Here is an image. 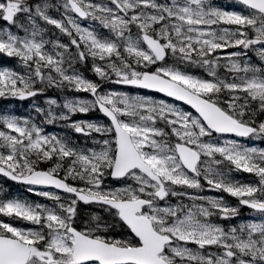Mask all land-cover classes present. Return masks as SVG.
<instances>
[{
	"label": "snow or ice",
	"instance_id": "6c2138e0",
	"mask_svg": "<svg viewBox=\"0 0 264 264\" xmlns=\"http://www.w3.org/2000/svg\"><path fill=\"white\" fill-rule=\"evenodd\" d=\"M237 2L247 15L214 7L210 0H109L108 4L63 0L64 15L56 19L47 14V3L0 0V21L9 26L0 30V53L17 58L27 70L24 74L0 70V96H36L43 91L35 88L37 83L67 87L94 98L66 101L69 114L98 108L110 120L109 125H70L81 135L109 136L96 141L97 151L45 135L27 119L0 116V173L68 194L62 202L52 192L28 189L55 201L54 207L0 200V214L38 226L23 228L0 220V264H264V222L225 231L209 218L218 214L231 219L237 209L223 198L187 191L203 190V179L208 190L226 192L264 214V149L245 147L234 139H212L214 133L264 138V120L255 119L256 113L264 114V70L241 66L235 59L241 53L225 51L259 45L264 57V0ZM21 15L30 25V30L23 28L24 36L11 31ZM37 17L65 34L69 44L44 40ZM88 19L97 21L111 38L79 23ZM48 43L52 51L46 50ZM169 55L178 63H167ZM89 59L102 62L92 67L101 80L164 93L185 102L197 115L164 100L99 91L100 85L74 67ZM221 60L227 63L221 65ZM183 64L204 68L212 79L183 71ZM219 67L231 77H218ZM57 119L68 116L57 117L49 108L47 122ZM45 162H52V167L41 169L39 164ZM225 162L255 174L259 183L228 181L220 170ZM108 177L134 183L109 188L104 183ZM169 197L181 199L172 205ZM183 198L192 203L184 204ZM79 202L101 205L132 237L112 238L107 232L110 225L97 216L94 223L78 229L74 223ZM189 243L197 250L187 247ZM213 246L220 251H205Z\"/></svg>",
	"mask_w": 264,
	"mask_h": 264
},
{
	"label": "rangeland",
	"instance_id": "374dc122",
	"mask_svg": "<svg viewBox=\"0 0 264 264\" xmlns=\"http://www.w3.org/2000/svg\"><path fill=\"white\" fill-rule=\"evenodd\" d=\"M34 1L36 2L35 4L47 3V0H38V1L37 0H34ZM96 2H102V3L108 4L109 3V0H96ZM157 2L158 3H165L166 0H157ZM211 4L214 7L220 8L222 10L243 12L245 15L248 14V10H246L245 8H243L241 6H239L238 9H233L231 7H230V9H228V8H224L223 6L220 7L216 3H211ZM232 7H233V5H232ZM63 14H64V10H63ZM49 16L52 17V18H54L52 15H50V13H49ZM89 20L91 22L90 27H89V24L90 23L88 25H85V27H88L89 29H92V26H94L93 30H95L98 35H100L101 37H108V38H110L109 35H112L111 33H109L107 30L103 29L102 26L97 21H93L91 19H89ZM132 31H133V35L135 36L136 29L133 28ZM252 35H253V33L250 31L249 32V36H252ZM259 48H260V46L257 45L254 48H250L248 50H245L242 47H235V48H228L225 51L226 52H229V53L230 52H239V53H241V55L239 57H236L235 58L241 64V66H243L244 64H249V65L257 68V67H260V66H263L264 65V57H262L260 55ZM220 54L223 55L224 53H220ZM94 63H102V62H99V61H95L94 62L91 59H89L88 60L87 68L85 70H81L77 65H75V70L78 71L82 76H88L90 78L97 77V75L92 71V69H89L90 67H93V64ZM167 63H169V64H177L178 61H176L175 58H173L171 55H169V57L167 59ZM219 63L221 65H223V64L227 63V61L221 60ZM79 64L80 65H83V63H79ZM155 67L156 66H153V70H154ZM180 67H181V69L183 71H186V72H188V73H190V74H192L194 76L202 77V78H205V79H212V77H210L208 75L207 71L204 68H202V67H197L195 65H190L189 66V64H183V65H180ZM202 69H204L205 71H203ZM204 73H207V74L205 75ZM231 75L232 74L229 73V72H227L224 67L217 68V76L218 77L223 78V79H229L231 77ZM113 79H115V78L113 77ZM88 80L92 81L91 79H88ZM39 87H45V88H48L49 89V86H47V85H40ZM68 89L69 88H67V87H61V88H57L56 87L57 93H59L60 91L63 92V90H68ZM108 90H113V91H116V92L125 93V94H128L130 96H136V95L147 96V97H150V98H152V99H154L156 101L163 100L160 97H156V96H152V95H147V94H142V93H138V92H130V91L124 90V89H122L120 87H117V86H111L109 88H100L99 89V91H101V92L108 91ZM44 99L47 101V104L49 106V103H48L49 98L44 97ZM51 100H55L56 101V104L55 105L59 106L60 111L64 112L65 109H66L64 107V104H65L66 101H70V100H72V101H74V100H80V101H85V102H91L93 100V97H91V96H85V95H80V94L78 96L74 95V97H71L69 95H65L64 94L61 97H59L58 99H51ZM164 101L167 102V103H169V104H174V103L169 102V101H166V100H164ZM55 105H51V107H54ZM174 105H176L177 107H179V108L182 109L181 106H179L177 104H174ZM184 111H186V110H184ZM79 113L80 112H76V113L70 114V119L71 120H74L76 117H78ZM58 117H59V115H58ZM60 120H64V119H60ZM73 122H89V123H93V124H97V125H107V123L105 121H103L101 119H98V118L85 119V120L84 119H80V120L71 121V123H73ZM225 139H227V138H225V137L224 138L223 137H214L213 138L214 141H222V140H225ZM100 140H102V139H98L97 141H100ZM239 143L241 145H243L245 147H249V148L255 147L258 150L259 149H264V147L257 146V144L247 145V144L242 143V142H239ZM216 159H218V158L216 157ZM220 170L223 171V172H225V173H228V174L231 173V171H229V170H226V169L223 170L222 167H220ZM226 179L228 181H231V182L237 181V180H235V179H233L231 177V174L230 175H226ZM126 183L127 184H133L134 182L131 181V180H124V181L121 182L120 185L115 186V188L123 187V186H125ZM246 184H248V183H246ZM176 190L177 191H181L182 189H180L179 187H177ZM39 191H46V190H39ZM187 191L189 193H191V190L190 189H187ZM49 192L54 193L53 191H50V190H49ZM54 194H56V192ZM56 195H59V194H56ZM59 196L62 197L61 195H59ZM171 198H179V197H169L168 198V203L169 204H172V205H175V203L172 202V199ZM183 201H184V204H190V203H192L187 198H183ZM160 206H165L163 201L160 204ZM214 224H216V223H214ZM216 225H219V224H216ZM187 247L191 248L193 251H196L197 250V248H195V247H190V246H187ZM205 251H211V252H214L215 253V251H213V249H211V248H207Z\"/></svg>",
	"mask_w": 264,
	"mask_h": 264
},
{
	"label": "trees",
	"instance_id": "16d2710c",
	"mask_svg": "<svg viewBox=\"0 0 264 264\" xmlns=\"http://www.w3.org/2000/svg\"><path fill=\"white\" fill-rule=\"evenodd\" d=\"M75 51L76 50H74L73 53H75ZM8 58L9 57L6 54L0 53V61L1 60L7 61ZM12 62H13V59H12ZM14 67L16 68V66H14ZM17 69L19 70L18 66H17ZM22 71H23V73H25L27 70L24 69ZM15 109H17V112L15 111ZM31 109H33V107L26 106V104H22V105L18 106L17 103L13 102L12 97H10V98L0 97V111L6 112V114L12 113V115H15L16 113H22V114L27 115V112ZM75 134L76 133H71L72 136H74ZM40 164H41L40 166H46V165H48L47 167L50 166V162L48 164H44V163H40ZM75 223L78 224L76 221H75ZM117 224H118L117 227L119 228L118 231H122V229L124 228L122 226V224L121 223L119 224L118 222H117ZM124 231L127 233V231L125 229H124Z\"/></svg>",
	"mask_w": 264,
	"mask_h": 264
},
{
	"label": "flooded vegetation",
	"instance_id": "af4514ba",
	"mask_svg": "<svg viewBox=\"0 0 264 264\" xmlns=\"http://www.w3.org/2000/svg\"><path fill=\"white\" fill-rule=\"evenodd\" d=\"M244 172H239L238 174H243ZM201 181L203 182V184H205V182L203 181V179H201ZM238 183L239 184H244V179L242 177H238ZM219 197L218 198H222V196L224 197H227V199L230 201V202H224L225 204H227L228 206H231L232 208H236L237 211H238V214L231 218V219H238L240 220L241 222H244L245 219H244V211H245V208L243 206L241 207H238V204L240 203V199L237 198V197H230V195L226 192H223V191H220V190H216ZM237 205V206H235ZM214 218H217L218 220H220L222 223H224L227 219H221L220 216L217 214V215H213L212 217H210L209 219L210 220H214ZM222 223H220L221 225H223Z\"/></svg>",
	"mask_w": 264,
	"mask_h": 264
}]
</instances>
